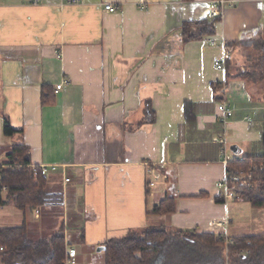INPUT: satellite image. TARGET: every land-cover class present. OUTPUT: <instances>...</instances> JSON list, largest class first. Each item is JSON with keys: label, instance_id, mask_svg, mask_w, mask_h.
Returning <instances> with one entry per match:
<instances>
[{"label": "crops", "instance_id": "1", "mask_svg": "<svg viewBox=\"0 0 264 264\" xmlns=\"http://www.w3.org/2000/svg\"><path fill=\"white\" fill-rule=\"evenodd\" d=\"M213 1L0 0V155L24 145L31 163L57 167L46 190L61 197L22 211L2 193L0 228L29 226L38 239L63 229L76 264H106L99 247L154 223L226 246L264 234V210L220 187L218 142L233 159L263 153L264 80L238 76L260 55L252 41L264 40V0L226 6L215 35L184 43L183 23L213 19ZM220 103L233 112L226 124ZM169 194L175 212L152 215Z\"/></svg>", "mask_w": 264, "mask_h": 264}, {"label": "trees", "instance_id": "2", "mask_svg": "<svg viewBox=\"0 0 264 264\" xmlns=\"http://www.w3.org/2000/svg\"><path fill=\"white\" fill-rule=\"evenodd\" d=\"M220 19L185 22L182 25L184 43L200 41L216 33L215 24ZM260 51L259 57L251 61L250 68L238 78L252 79L255 83L264 80V40L252 41ZM46 88L43 89V104H50ZM152 115V117H150ZM146 123L155 122V114L147 107ZM15 131L9 121L5 122L4 134L12 136ZM262 155L243 159H233L227 165L226 184L235 197L249 203L254 209L264 210V125L262 130ZM11 157L20 162L30 161V151L24 145L13 148ZM1 185L7 186L8 194L16 207L27 208L44 206L50 202H61L60 195L49 194L46 190V177L35 180L27 169H9L2 173ZM245 177L248 185L235 182ZM149 187V184H148ZM173 194L156 206L152 215L168 217L175 212ZM225 197L216 199L223 203ZM4 204L0 192V206ZM0 260L3 264H65L67 244L65 231L59 230L51 237L32 240L29 226L0 228ZM227 251V262L224 250ZM106 264H264V234L227 243L221 236L197 234L196 231H181L166 224L151 225L141 231L129 232L120 239L106 244Z\"/></svg>", "mask_w": 264, "mask_h": 264}, {"label": "built area", "instance_id": "3", "mask_svg": "<svg viewBox=\"0 0 264 264\" xmlns=\"http://www.w3.org/2000/svg\"><path fill=\"white\" fill-rule=\"evenodd\" d=\"M236 1L238 0H214L211 4V12H210L211 17L213 19L219 18L223 13L224 8L230 4L235 3ZM78 2L79 0H70V3H73V4H77ZM105 10L107 12L114 13L117 9L113 7L112 5H107L105 7ZM231 58H232L231 53L229 52L224 53V55L219 61L218 69L223 70L225 62L230 61ZM68 84L69 82L66 81L60 85H57L55 93H58L64 87V85H68ZM218 110L220 112V121L223 124H226L228 119H230L233 116L232 110L228 107L226 103H220L218 105ZM218 142L223 144V147L220 151V155L223 158L224 163L228 165L233 160V158L231 157V155L228 154V151L226 147L224 146L226 141L224 138H221L219 139ZM12 154H13V149H10L9 151L0 155V183L2 179L1 173L9 169H13V170L19 169L20 170V169L25 168L35 180L39 179L40 177H47L51 171L57 170V167L55 166L35 165L31 163V161L25 162V163L20 162L18 159L11 157ZM241 161H243V159H241ZM151 170L152 169H150V172L152 173L154 180H152L149 183V187L151 189H155L156 184L158 180L160 179V175L155 170L154 171H151ZM66 181H69V179H67ZM220 187L224 188L226 198H229V199L234 198V192L228 187L226 182L220 183ZM8 191L9 189L7 186H3L0 184L1 193H8ZM34 212L36 215L39 214V211L37 209H34ZM2 251H4V248L0 247V252ZM66 255H67V258H66L65 264H76L77 251L75 249H68L66 251Z\"/></svg>", "mask_w": 264, "mask_h": 264}, {"label": "rangeland", "instance_id": "4", "mask_svg": "<svg viewBox=\"0 0 264 264\" xmlns=\"http://www.w3.org/2000/svg\"><path fill=\"white\" fill-rule=\"evenodd\" d=\"M235 182L236 183H238V184H240V185H244V186H247L248 185V181H247V179L245 178V177H242V178H237L236 180H235ZM1 184V183H0ZM154 225H159L158 223H154ZM151 226V225H150ZM153 226V225H152ZM31 239L32 240H38V237H33V236H31ZM227 254H226V256L224 255V259L226 260V262H227Z\"/></svg>", "mask_w": 264, "mask_h": 264}, {"label": "water", "instance_id": "5", "mask_svg": "<svg viewBox=\"0 0 264 264\" xmlns=\"http://www.w3.org/2000/svg\"><path fill=\"white\" fill-rule=\"evenodd\" d=\"M98 251H99V252H101V251H106V247H104V246H103V247H99Z\"/></svg>", "mask_w": 264, "mask_h": 264}]
</instances>
